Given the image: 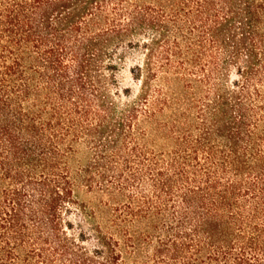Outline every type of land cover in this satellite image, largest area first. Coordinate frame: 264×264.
I'll return each instance as SVG.
<instances>
[{
	"label": "trees",
	"instance_id": "trees-1",
	"mask_svg": "<svg viewBox=\"0 0 264 264\" xmlns=\"http://www.w3.org/2000/svg\"><path fill=\"white\" fill-rule=\"evenodd\" d=\"M0 264H264V0H0Z\"/></svg>",
	"mask_w": 264,
	"mask_h": 264
},
{
	"label": "rangeland",
	"instance_id": "rangeland-1",
	"mask_svg": "<svg viewBox=\"0 0 264 264\" xmlns=\"http://www.w3.org/2000/svg\"><path fill=\"white\" fill-rule=\"evenodd\" d=\"M142 59L141 51L138 49L127 50L124 63L118 72V82L120 89L129 87L134 95L138 90V84L132 77L131 68L140 63Z\"/></svg>",
	"mask_w": 264,
	"mask_h": 264
}]
</instances>
